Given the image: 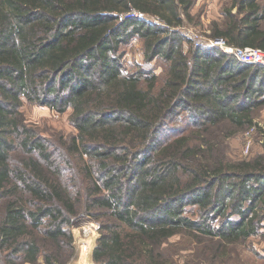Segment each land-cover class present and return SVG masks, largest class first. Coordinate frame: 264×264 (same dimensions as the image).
Returning a JSON list of instances; mask_svg holds the SVG:
<instances>
[{
  "label": "trees",
  "instance_id": "16d2710c",
  "mask_svg": "<svg viewBox=\"0 0 264 264\" xmlns=\"http://www.w3.org/2000/svg\"><path fill=\"white\" fill-rule=\"evenodd\" d=\"M231 2L212 38L264 50L261 4ZM192 5L0 0V198L10 197L0 219L1 250L23 264H35L40 254L44 264H61L71 241L65 228L80 208L98 224L93 264H176L167 250L176 235L216 241L211 251L218 253L264 228V157L218 160L214 142L202 136L222 122H251V110L264 104V67L195 46L181 34ZM128 12L159 22L118 18ZM134 38L146 62L158 57L165 64L160 87L144 71L124 72L121 46ZM23 99L58 112L72 109L77 134L67 150L79 166L83 204L61 156L23 124ZM180 115L179 134L166 140L170 120ZM15 146L38 158L11 167ZM18 189L30 197L27 204ZM187 205L196 206L195 219L183 215Z\"/></svg>",
  "mask_w": 264,
  "mask_h": 264
},
{
  "label": "rangeland",
  "instance_id": "374dc122",
  "mask_svg": "<svg viewBox=\"0 0 264 264\" xmlns=\"http://www.w3.org/2000/svg\"><path fill=\"white\" fill-rule=\"evenodd\" d=\"M192 1L193 5L190 9L191 20L184 19L182 26L178 30L186 38L192 40L195 46L198 43L203 48L209 46L223 51L220 46H213L214 44L212 45L209 42L213 41L214 23L220 26L223 24L225 20L223 12H226V9L232 6L231 0ZM258 2L264 10V0H258ZM118 18L121 21L128 18H138L152 25L159 22L155 17H146L138 12L124 13ZM261 25L264 29V18L261 21ZM187 46V44H184L185 49ZM121 55L125 73L144 71L146 76L156 77L157 87L162 85L166 75V66L158 57L149 62L144 60L143 44L139 38H134L128 44L122 45ZM22 102L20 112L23 124L35 129L38 136L45 141L47 150L56 156H61L64 161V164L61 162L63 172L68 177L69 185L73 186L71 190L75 191V193L80 192L79 197L83 204L82 178L77 175L76 170L79 169V166L75 164L72 155L67 150L69 140L77 134V129L69 121L72 109L69 107L64 112H58L47 106L30 104L25 99ZM181 119L182 115L175 120H170L169 128L173 130L169 131L171 133H168V139L166 140L172 139L179 134L178 130L182 127ZM250 119L251 122L245 123L243 126L222 122L215 127L204 129L206 133H203L202 136L214 142V155L218 160L222 159L225 162L236 163L264 157V104L251 110ZM174 126L178 127L174 128ZM191 131L193 130L191 129ZM194 139L195 137L192 140ZM14 148L10 154L11 167L19 165L23 158L29 156L38 158L35 153H31L32 155L25 154L18 146ZM17 197L24 204H27L30 199L25 191L19 189L17 190ZM9 198H0V219L7 203L10 201ZM77 206L79 207L81 204L77 203ZM245 206H247V203H245ZM255 209L257 210V208ZM195 210L196 206L187 205L183 215L195 219ZM260 211H264V208ZM97 228V222L80 208L65 228L71 234V241L65 254L61 256V264H93L92 251L99 236ZM214 242L216 243V241ZM214 242H199L188 235L179 234L170 240L167 250L176 264H264V228L259 231L258 235L225 246L218 253L211 251L216 248ZM43 245L44 250H49V248L51 250V242L44 240ZM84 251L86 256H84ZM18 258V256L13 254L10 256L6 249H0V264H23ZM35 264H44L42 254L36 258Z\"/></svg>",
  "mask_w": 264,
  "mask_h": 264
},
{
  "label": "built area",
  "instance_id": "2783aa9c",
  "mask_svg": "<svg viewBox=\"0 0 264 264\" xmlns=\"http://www.w3.org/2000/svg\"><path fill=\"white\" fill-rule=\"evenodd\" d=\"M213 46H220L224 52L233 55L238 61L243 63H251L264 67V50L257 47H244L236 48L228 46L225 44V41L222 39H212ZM198 45V43H196Z\"/></svg>",
  "mask_w": 264,
  "mask_h": 264
},
{
  "label": "bare ground",
  "instance_id": "6f19581e",
  "mask_svg": "<svg viewBox=\"0 0 264 264\" xmlns=\"http://www.w3.org/2000/svg\"><path fill=\"white\" fill-rule=\"evenodd\" d=\"M78 255H79V254H78ZM84 256H86V252H85V251H84ZM84 256H83V257H84Z\"/></svg>",
  "mask_w": 264,
  "mask_h": 264
}]
</instances>
